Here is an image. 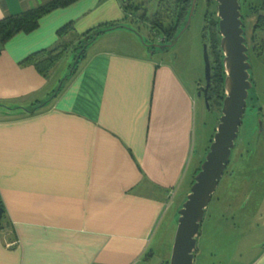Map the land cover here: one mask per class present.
<instances>
[{
    "label": "crops",
    "instance_id": "crops-1",
    "mask_svg": "<svg viewBox=\"0 0 264 264\" xmlns=\"http://www.w3.org/2000/svg\"><path fill=\"white\" fill-rule=\"evenodd\" d=\"M48 1L0 0V19ZM144 5L74 0L4 44L0 264H146L157 233L166 254L171 250L177 210L202 160L195 137L200 83L169 46L153 49L121 35V44L97 47L116 40V31L133 34L127 22ZM70 22L76 33L113 25L94 36L60 88L59 61L47 76L21 61L53 46ZM245 264H264V243Z\"/></svg>",
    "mask_w": 264,
    "mask_h": 264
},
{
    "label": "rangeland",
    "instance_id": "rangeland-1",
    "mask_svg": "<svg viewBox=\"0 0 264 264\" xmlns=\"http://www.w3.org/2000/svg\"><path fill=\"white\" fill-rule=\"evenodd\" d=\"M164 1L171 8H167L163 16L168 19L175 18L173 15L176 10L174 9L175 0ZM133 2H144L145 5L140 14L146 9L151 14V9L156 10L160 0H133ZM259 3V0H254L249 4L258 5ZM131 12L134 14L135 10ZM252 12L246 4L242 5L241 13L251 64L252 87L249 89L247 106L226 171L205 209L193 264H245L251 260L256 245L264 243V135L259 130V122L264 127V45H261L259 49H253L254 41L251 31L257 16L264 11L257 14ZM211 13L214 14L212 17L214 18L216 16L215 0H196L186 28L183 29L185 23L180 26L175 35L177 37L175 43L169 49L172 57L176 58L179 64L186 66L197 81L196 83L200 85L205 82L204 43L207 44L210 59L212 58L209 49L208 24L210 25V22H206L205 18L206 14L209 16ZM134 16L132 15L127 22V25L134 29L133 34L116 31L114 34L119 33V35L114 36V39L118 40L103 41L97 47L107 44L112 47L116 42L121 44V35H128L138 45L157 44L161 31L148 27L146 19L142 20L140 16L134 19ZM73 57V52L68 51L59 60L55 68L57 76L66 75ZM195 99L196 148L203 158L206 147L209 145L208 140L216 126L217 117L220 115L221 104L218 100H213L211 106L207 107L203 98L197 96ZM155 245V254L146 264H168L166 261L169 259L170 250L168 249L169 253L166 254L167 249H164L160 233H157L151 241L150 246Z\"/></svg>",
    "mask_w": 264,
    "mask_h": 264
},
{
    "label": "water",
    "instance_id": "water-1",
    "mask_svg": "<svg viewBox=\"0 0 264 264\" xmlns=\"http://www.w3.org/2000/svg\"><path fill=\"white\" fill-rule=\"evenodd\" d=\"M196 0H191L186 28L192 15ZM219 47L222 52L224 71L223 91L220 115L209 142L207 151L193 176L189 190L177 210L176 227L173 235L168 264H193L197 237L200 231L205 209L208 206L219 180L230 160L237 134L242 123L249 89L251 64L248 57V46L244 36L243 20L239 0H215ZM182 29V30H183ZM167 44H153L155 47H171L176 40ZM205 65L204 100L208 107V89L211 82V66L207 44H203ZM259 130L264 135V127L259 122ZM4 209L0 206V227Z\"/></svg>",
    "mask_w": 264,
    "mask_h": 264
},
{
    "label": "trees",
    "instance_id": "trees-1",
    "mask_svg": "<svg viewBox=\"0 0 264 264\" xmlns=\"http://www.w3.org/2000/svg\"><path fill=\"white\" fill-rule=\"evenodd\" d=\"M74 0H51L45 4H42L38 7L26 10L16 15H8L0 19V52L4 47L6 41H8L13 35L18 32L28 33L35 29L38 25V21L41 17L49 13L50 11L65 6ZM175 0V18L168 19L167 17L163 16L165 11L168 10L167 8H171L165 1L160 0L158 9L154 10L149 17L146 15L147 11L141 14L140 18L146 19L149 26L152 29H159L161 31V35L163 38L160 40L161 44H167L174 41L175 35L182 24L185 23L189 6L191 1L187 0ZM190 1V2H189ZM254 2V0H239L240 2V10L242 11V5L246 4L250 11H253L252 14H257L261 11H264V0H259L260 3L251 5L249 3ZM216 3V2H215ZM162 8V9H161ZM138 8H135L137 11ZM161 9V10H160ZM258 9V10H257ZM177 13L181 14L179 16L176 15ZM257 19L254 21L252 26V38L254 41V50L261 48L260 44L264 42V39H261V36L264 37V27H261L260 22H264V12H261ZM206 22H210L209 26V49L211 50V59H210V66H211V82L208 89V104L211 106V101L218 100L219 104H221L224 91H223V82H224V71L222 65V52L219 47V33L217 29V16H214L211 13L209 16L205 15ZM164 17V18H161ZM211 19V20H209ZM243 20V16H242ZM244 22V21H243ZM113 24H104L94 29H90L84 33H76L74 31L72 23H67L66 25L62 26L58 29V41L53 45L45 49H40L35 51L34 53L27 56L25 59L21 61V64H33L35 68L44 76H47L50 69L68 52H73V62L69 65V71L66 73L65 76L59 79L60 88L63 85L65 79H67L76 69L80 63V60L83 58L85 54V50L87 45L90 44L94 36L99 35L100 33L108 30ZM215 28V29H214ZM70 32V33H68ZM257 33V34H256ZM70 35V39H66V35ZM258 36H260V40H258ZM163 41V42H162ZM153 49L155 47L151 45ZM167 46H164L160 49H164ZM210 58V57H209ZM252 81V78H250ZM59 88V89H60ZM51 97V96H50ZM49 97V98H50ZM48 98V99H49ZM249 98V97H248ZM46 99L44 101H38L37 103H33L28 109L26 110L28 114H34L40 110V108L46 105L51 99ZM248 100V99H247ZM211 140V139H210ZM208 148V147H207ZM203 160V158H202ZM201 160V161H202ZM201 163V162H200ZM200 165V164H199ZM228 165V164H227ZM227 167V166H226ZM199 169V166L197 170ZM226 171V169H225ZM224 171V172H225ZM193 181V179H192ZM192 183V182H191ZM2 208L3 206L0 205Z\"/></svg>",
    "mask_w": 264,
    "mask_h": 264
},
{
    "label": "flooded vegetation",
    "instance_id": "flooded-vegetation-1",
    "mask_svg": "<svg viewBox=\"0 0 264 264\" xmlns=\"http://www.w3.org/2000/svg\"><path fill=\"white\" fill-rule=\"evenodd\" d=\"M186 1V3L188 2L187 0H185ZM191 1V0H190ZM189 1V2H190ZM179 13H177L176 15H178ZM182 14V13H181ZM181 14H179V16L181 15ZM258 24H260V26L261 27H264V22H260V23H258ZM243 29H244V36H245V27H244V23H243ZM257 34V33H256ZM245 38H246V36H245ZM258 38H259V40H260V36H258ZM261 39H264V37H262L261 36ZM261 45H264V42H262L261 44H260V46ZM252 47H253V49H254V45H252ZM262 47V46H261ZM208 49V48H207ZM200 86H205V82H204V84L203 85H198V87H197V89H196V93H198V89H199V87ZM199 97H201V98H203L204 99V92L201 90V93H200V96ZM208 97V96H207ZM208 106H209V104H208Z\"/></svg>",
    "mask_w": 264,
    "mask_h": 264
}]
</instances>
